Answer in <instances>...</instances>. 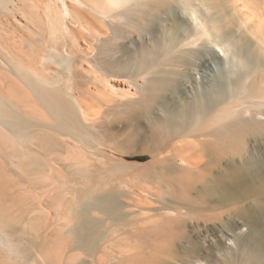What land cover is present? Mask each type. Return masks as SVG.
I'll list each match as a JSON object with an SVG mask.
<instances>
[{
    "label": "bare ground",
    "instance_id": "6f19581e",
    "mask_svg": "<svg viewBox=\"0 0 264 264\" xmlns=\"http://www.w3.org/2000/svg\"><path fill=\"white\" fill-rule=\"evenodd\" d=\"M0 264H264V0H0Z\"/></svg>",
    "mask_w": 264,
    "mask_h": 264
}]
</instances>
